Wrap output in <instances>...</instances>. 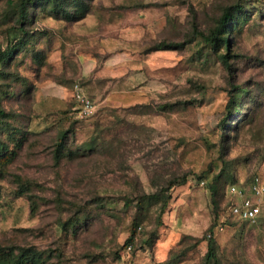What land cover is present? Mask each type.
Segmentation results:
<instances>
[{"label": "rangeland", "instance_id": "1", "mask_svg": "<svg viewBox=\"0 0 264 264\" xmlns=\"http://www.w3.org/2000/svg\"><path fill=\"white\" fill-rule=\"evenodd\" d=\"M19 2L0 0V245L40 264H215L213 238L218 264H264V215L225 208L230 182L264 179V0L37 3L24 31ZM238 3L214 47L203 33ZM77 85L89 116L71 114ZM180 177L162 222V198L139 206Z\"/></svg>", "mask_w": 264, "mask_h": 264}, {"label": "trees", "instance_id": "2", "mask_svg": "<svg viewBox=\"0 0 264 264\" xmlns=\"http://www.w3.org/2000/svg\"><path fill=\"white\" fill-rule=\"evenodd\" d=\"M37 3H43V4H52L53 10L57 8H61L63 5V0H20L18 4V16H17V23L19 24V28L21 31H24V27L31 18V14L29 13V8L34 6ZM80 4V3H78ZM84 8V7H80ZM76 9L74 12L76 13ZM246 14V11L244 9L243 4H236L233 6H227L224 9L223 14L220 17L219 24L213 28L208 35H205L203 33L205 39L211 43L214 47H218L221 45H226L228 49H230V42L231 37L230 33H232V30L237 28L239 18ZM187 42L186 41H172V40H162L158 42L152 50H165V49H178L183 46H185ZM16 47L12 48L10 51L7 52L8 58H10L11 54L15 51ZM228 53H220V57L223 60L224 64L228 67H231V62L229 58ZM74 101L76 102V106L73 107V111L71 114H76L78 117H81L79 114L80 105L79 102L75 99L74 93H73ZM237 98L235 95H232L231 102L235 103ZM236 104V103H235ZM240 110V109H239ZM5 114L4 110L0 109V117ZM234 125V124H233ZM65 137L66 134L61 135L59 137L58 146L59 151L63 150L64 144H65ZM97 150V149H95ZM11 154L8 155V158L6 160H10ZM5 157V156H4ZM255 175H252L250 177H247L245 179H237L232 182H230L226 189H225V198H226V204L225 208L228 209L229 204L231 202L230 200V194H229V185L232 183H244L248 184L251 179ZM187 177H180L176 179H171V181H166L164 185H161L158 187V189L155 192L144 194L139 199V206H144L145 203L151 202L152 200L159 201L161 198L163 199V203L160 208V215H159V222H162V215L168 205V201L171 198L170 191L176 184H183L186 182ZM264 215V208L261 214L259 215V220ZM228 222H248L247 220H239L237 218H234L231 215H227ZM138 226V222L134 223V230L136 231ZM213 226L211 227V229ZM44 259V256L42 252L38 251L37 249L33 247H23L20 248L19 251H15L14 247L11 246H4L0 245V264H40ZM208 259L210 261L215 262V264H218V257L217 253L214 249V239L212 238L209 244V252H208Z\"/></svg>", "mask_w": 264, "mask_h": 264}, {"label": "built area", "instance_id": "3", "mask_svg": "<svg viewBox=\"0 0 264 264\" xmlns=\"http://www.w3.org/2000/svg\"><path fill=\"white\" fill-rule=\"evenodd\" d=\"M79 102L81 117L89 116L95 110L94 100L80 87L74 90ZM230 204L228 214L239 220L257 221L264 208V179L255 175L248 184L232 183L229 185Z\"/></svg>", "mask_w": 264, "mask_h": 264}]
</instances>
